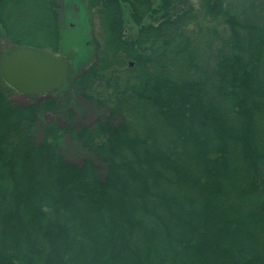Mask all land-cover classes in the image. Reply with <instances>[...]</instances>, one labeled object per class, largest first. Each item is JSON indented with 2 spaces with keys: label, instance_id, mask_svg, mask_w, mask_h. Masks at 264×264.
Instances as JSON below:
<instances>
[{
  "label": "trees",
  "instance_id": "obj_1",
  "mask_svg": "<svg viewBox=\"0 0 264 264\" xmlns=\"http://www.w3.org/2000/svg\"><path fill=\"white\" fill-rule=\"evenodd\" d=\"M14 1L0 60L55 53L63 0H35L40 46L14 38ZM86 2L94 63L27 104L0 75V264H264V0ZM68 86L92 124L54 97Z\"/></svg>",
  "mask_w": 264,
  "mask_h": 264
},
{
  "label": "rangeland",
  "instance_id": "obj_2",
  "mask_svg": "<svg viewBox=\"0 0 264 264\" xmlns=\"http://www.w3.org/2000/svg\"><path fill=\"white\" fill-rule=\"evenodd\" d=\"M35 0H16L10 7V25L14 38L21 43L43 45L50 38V29L47 27V14L42 12ZM60 35L61 41L57 44V50L53 53L51 48H46V52H52L54 56L68 60L74 64L76 72L96 61V49L94 39L98 36L99 27L95 15L88 9L86 0H63L60 4ZM22 16V17H21ZM0 51L8 49L0 41ZM37 46V45H36ZM44 51V52H45ZM50 54V53H48ZM120 75V74H119ZM118 75V77H119ZM114 75H110L109 80L113 81ZM125 75H120V84L125 81ZM71 83L69 86H72ZM66 87L54 97L60 98L61 107L77 112L76 126L90 125L98 116L95 113V106L82 97L75 87ZM13 100L16 103L27 104L30 99L20 93H13ZM80 108V111L78 109ZM53 116L48 115L40 122L34 130L36 142L43 138V126L51 120ZM64 125V120L59 118ZM79 124V125H78ZM62 139V138H61ZM60 139V141H61ZM65 154L73 162L80 164L85 156L83 149L71 141L64 140ZM82 149V151L80 150Z\"/></svg>",
  "mask_w": 264,
  "mask_h": 264
},
{
  "label": "water",
  "instance_id": "obj_3",
  "mask_svg": "<svg viewBox=\"0 0 264 264\" xmlns=\"http://www.w3.org/2000/svg\"><path fill=\"white\" fill-rule=\"evenodd\" d=\"M70 66L51 55L20 47L0 61V75L16 91L27 96L49 94L67 79Z\"/></svg>",
  "mask_w": 264,
  "mask_h": 264
}]
</instances>
